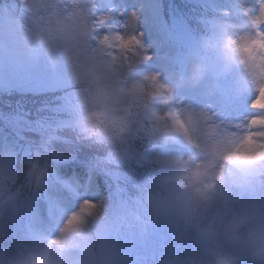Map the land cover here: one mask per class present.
Masks as SVG:
<instances>
[{"label":"clouds","instance_id":"clouds-1","mask_svg":"<svg viewBox=\"0 0 264 264\" xmlns=\"http://www.w3.org/2000/svg\"><path fill=\"white\" fill-rule=\"evenodd\" d=\"M255 5V11L237 6L241 23L210 20L172 83L157 71L136 72L150 56L131 13L124 35L113 32L104 44L105 35L96 37L98 59L87 65L86 74H71L76 88L70 127L78 141L108 149L98 164L122 163L138 151L137 142L178 140L190 149L185 155L147 157L154 174L117 217L140 231L165 222L190 236L199 254L180 258L178 264H243L244 258L248 264H264V125L249 127L250 117L231 124L218 121L207 107L175 96L178 87L196 88L206 76L205 94H211L219 80L235 72L232 93H252L250 108L254 101L264 103V0ZM129 30L134 41L125 39ZM23 33L27 49L46 50L29 23ZM254 110L264 115L259 107ZM54 156L44 140L23 160L21 180L14 158L0 155V220L29 212L32 199L48 187ZM109 231L102 202L81 199L74 209L57 214L54 230L26 227L11 251L0 248V264H119L122 258ZM161 264L173 262L164 258Z\"/></svg>","mask_w":264,"mask_h":264},{"label":"trees","instance_id":"trees-1","mask_svg":"<svg viewBox=\"0 0 264 264\" xmlns=\"http://www.w3.org/2000/svg\"><path fill=\"white\" fill-rule=\"evenodd\" d=\"M99 1L103 0H92V3ZM17 3V0H0V15L20 18L22 33L29 23V27L40 34L44 17L54 9L45 11V2L39 3L33 7L37 13L33 17L31 11L29 14L20 12ZM241 3L247 6V0H147L144 8L146 18L142 26L147 33L154 36L159 59H154L152 63H158L165 69L164 73L175 78L182 68H186V58L199 37L206 33L210 20L226 19L234 23L243 20L237 8ZM56 5L59 9L68 7L63 0H57ZM222 11L232 15H221ZM110 22L108 20L106 24ZM106 28L104 25L100 26L98 34L103 36ZM149 65L151 64L145 62L140 73L148 72ZM10 72L9 79L0 73V114L6 118V121L0 119V155L6 154L14 158L21 180L24 172L23 160L31 158L35 151L40 150L44 140H48V147L55 156L51 161L53 174L48 187L32 199L29 212L20 218L2 220L13 225L18 221L21 225L24 217L30 226H36L40 219L49 222V219L55 218L59 201L78 203L83 199L82 192L99 194L104 185L109 191L117 186L121 190L125 205L134 202L154 174L155 166L147 157L161 153L162 145L173 146V141L154 145L137 142L138 151L144 152L143 160L137 158L130 164H98L108 149L78 141L70 127L76 85H46L31 79L27 71L17 64L10 66ZM160 224L158 222L150 227L157 229ZM160 228L168 230L166 227ZM121 229L122 236L127 241L125 243L132 242L130 235L126 233V227L122 225ZM150 241L152 240L148 239L147 243ZM141 243L143 246L146 244L145 241ZM115 251L125 252L121 264H138L137 260L132 261V252H128L121 245L115 246Z\"/></svg>","mask_w":264,"mask_h":264},{"label":"rangeland","instance_id":"rangeland-1","mask_svg":"<svg viewBox=\"0 0 264 264\" xmlns=\"http://www.w3.org/2000/svg\"><path fill=\"white\" fill-rule=\"evenodd\" d=\"M51 4H57V0H47ZM45 0H29V4L35 8L39 3H43ZM73 2L83 5L84 0H73ZM147 0H103L97 2L93 9L96 16L107 15L111 17V21L108 25L112 26L119 34L124 35L126 29L122 27L127 21L130 13L136 14L135 30L140 34L141 40L144 45L147 46V53L150 56L146 62L149 64L148 71L160 72L162 78L169 83H172L175 78L170 76L169 73H164L165 69L157 64L152 63L154 59H158V47L155 45V38L152 34L147 33L142 26V22L146 18L145 3ZM247 6H251L252 10H256L255 0H247ZM67 15V14H66ZM61 14L55 9L52 10L46 17H44L40 36L43 43L46 45V50L43 47H35L29 50L26 48L24 35L20 27V18L0 15V73H3L6 79L11 78L10 66L14 63L20 64L21 68L29 74L31 79H37L41 83L53 86H71L73 83L72 75H84L87 72V63L85 58L80 55L83 51L82 41L81 47H77L75 44L66 45L63 40L54 38V34H50L48 29L55 28L57 20L61 21L66 16ZM130 21L133 18H129ZM242 22V21H241ZM238 21V23H241ZM264 29V25L261 26ZM107 29V28H106ZM108 30V29H107ZM98 31L93 33L98 37ZM130 30L125 36L126 40H129L132 35ZM95 40H90V43L94 46ZM156 47V49H155ZM66 50H69L66 52ZM71 58V59H70ZM145 63V62H144ZM142 64L136 69L137 73L141 72ZM235 72L219 80L217 88L211 94H205V89L209 83V77L201 82L196 88L188 86L178 87L175 93L177 99L182 100L185 104H190L194 107H207L209 111L215 113V118L218 121L225 123H236L244 121L254 115H260L259 112L249 107L252 99V93H242L240 95H234L232 93V85L230 88L222 87L225 83V79L228 82H233L235 79ZM75 93V90L73 91ZM1 120L2 119L0 117ZM17 121L15 122V124ZM178 141V140H177ZM180 142V141H179ZM179 144V143H178ZM181 145L185 146L182 142ZM161 153L158 154H176L185 155L190 149L180 147L179 151L175 150L172 145H162ZM142 151H136L123 161V163H132L137 158H141ZM157 155V154H156ZM9 156V155H8ZM119 176H123L119 174ZM83 193V199L99 200L102 202L106 212V220L110 225L109 237L112 240L114 246L121 245L125 250L131 251L132 261H138V264H160V261L164 258H168L173 264H178V260L189 254L198 255L199 248L193 242L192 238L187 235L178 233L171 225L161 222L160 227H166L168 230L157 229L149 227L144 231H140L135 226H131L130 229L126 227L127 235L131 237L132 242L125 243L127 241L123 238V232L121 229L122 224H114L117 212L119 210V192L116 190L110 193L106 187L99 194H86ZM77 203H69L65 201L58 202V209L55 212V218L57 214L70 211L76 207ZM114 205V206H113ZM126 205H123L124 208ZM109 210V211H108ZM115 211V212H114ZM114 212V213H113ZM109 215H108V214ZM108 215V216H107ZM55 218H47L49 222L44 220H38L37 227H47L49 230H54ZM23 220L25 218L23 217ZM15 222L13 225L7 220H0V248L11 251L13 243L19 241L25 232L27 223ZM123 228V227H122ZM14 235L11 236V233ZM152 240L147 243V241ZM145 241V245L141 243ZM118 258H124L125 252H116ZM128 256V253H126ZM120 259L119 264H121ZM243 264H248L246 258L243 259Z\"/></svg>","mask_w":264,"mask_h":264},{"label":"snow or ice","instance_id":"snow-or-ice-1","mask_svg":"<svg viewBox=\"0 0 264 264\" xmlns=\"http://www.w3.org/2000/svg\"><path fill=\"white\" fill-rule=\"evenodd\" d=\"M63 2L68 4V7L59 9L57 5L48 3L47 0H45V4L43 5L45 11L51 8L61 14L67 13L64 19L56 24L55 28H50L48 31L50 34H54V38L63 40L66 45L75 44L77 47H81L82 41L83 51L80 55L85 58V63L89 64L96 61L98 59V50L90 43V40H96L93 33L97 31L100 26L104 25L108 29V34L103 37L101 43H109L108 36L113 32H118L115 31L112 26L106 24V21L111 19V17L107 15L96 16L93 11L95 5L92 3V0H84L83 5L75 2H69V0H63ZM25 3L34 17L37 13L34 11L32 5L29 4V0H25ZM131 16L135 18L136 14L133 12L131 13ZM122 27H124V25H122ZM81 33L84 34L83 39L81 38ZM115 39L119 40L120 37L116 36ZM129 40L134 41L135 36H131ZM124 43H128V41H124ZM67 51L69 50H66V52ZM99 55H103V52L101 51ZM261 96L264 98V93H262ZM251 107L253 109L259 107L261 112H264V103L258 104L254 101ZM248 123L249 127H253L258 124L264 125V115L260 114L251 116ZM249 138H251V134L249 135Z\"/></svg>","mask_w":264,"mask_h":264}]
</instances>
